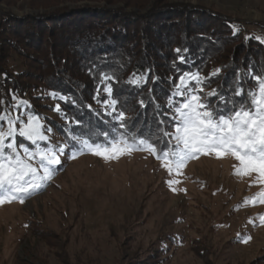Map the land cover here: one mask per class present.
Segmentation results:
<instances>
[{"label": "rangeland", "instance_id": "1", "mask_svg": "<svg viewBox=\"0 0 264 264\" xmlns=\"http://www.w3.org/2000/svg\"><path fill=\"white\" fill-rule=\"evenodd\" d=\"M94 1L0 0V8L23 17L109 1L113 8L145 14L156 0ZM161 1L201 5L264 38V28L255 25L264 24V0ZM20 67L16 60L15 69ZM27 100H15L7 112L17 115L14 105ZM41 103L47 108L41 123L58 120L55 101ZM25 108L19 109L24 119ZM49 136L53 146L66 143L54 128ZM70 155L68 150L61 157L62 166L41 193L0 206V264H142L150 257L160 264H264V204L244 203L264 186L253 183L255 174L235 175L234 158L201 155L180 175H169L145 152L110 161ZM170 179L179 181L176 191ZM240 236L251 239L242 243Z\"/></svg>", "mask_w": 264, "mask_h": 264}, {"label": "trees", "instance_id": "2", "mask_svg": "<svg viewBox=\"0 0 264 264\" xmlns=\"http://www.w3.org/2000/svg\"><path fill=\"white\" fill-rule=\"evenodd\" d=\"M96 1L93 4L101 2ZM110 3L23 17L0 8V114L15 100L28 99L25 111L42 117L47 108L41 102L53 99L61 112L48 108H53L58 120L43 119V123L62 140L68 142L72 134L87 137L91 132L109 131L116 122L104 114L95 97L98 88L111 83L119 98L117 110L125 111L130 127L149 134L173 123L167 105L170 99L176 103L183 99L173 93L185 73L209 77L200 95L215 89L230 101L229 109L239 106L241 97L233 95L238 82L247 91L256 87L253 76L264 75V43L238 22L201 5L156 0L145 14H137ZM234 25L239 29L235 33ZM255 25L264 28L262 23ZM16 60L20 71L15 69ZM216 69L219 74L212 76ZM134 73L146 74L148 82L129 83ZM105 75L112 79L105 81ZM52 93L68 100L53 98ZM105 95L100 92L99 99ZM208 100L225 107L216 96ZM161 120L165 123L159 125ZM161 262L150 257L142 264Z\"/></svg>", "mask_w": 264, "mask_h": 264}, {"label": "snow or ice", "instance_id": "3", "mask_svg": "<svg viewBox=\"0 0 264 264\" xmlns=\"http://www.w3.org/2000/svg\"><path fill=\"white\" fill-rule=\"evenodd\" d=\"M233 31L235 33L239 29L234 25ZM255 38L264 43V38ZM176 51L179 54L182 50ZM178 59L184 62L182 55H178ZM219 72L220 69L214 70L212 76ZM103 79L110 81L112 77L105 75ZM253 79L256 80V87L247 91L243 84L237 83L233 95L241 97L239 106L229 109L227 104L230 101L215 89L200 95L204 86L210 83L209 77L185 73L173 93V96L183 99L179 103L170 99L167 105L173 112V123L168 129L158 126L155 133L149 134L129 126L125 111L117 110L119 98L114 95L111 83H105L97 89L95 99L103 106L104 114L111 116L116 123L110 124L109 131L91 132L87 137L72 134L64 145L55 146L51 145L49 136L52 129L41 123L38 115L27 113L24 119L19 114L21 107H29L26 102L14 105L17 115L7 111L0 114V206L14 201L23 204L46 189L62 166L61 157L68 150H71L68 157L71 159L91 154L105 161L137 151L145 152L159 160L169 175H180L189 161L201 155H215L217 158L230 156L238 161V165L234 166L235 175L255 174L253 183L264 186V75H255ZM148 80L146 74L134 73L129 83L142 86ZM100 92L106 94L103 100L99 99ZM51 95L68 100L56 93ZM212 96L218 97L225 107L213 106L208 100ZM140 105L146 106L143 100ZM55 111L61 112L59 105ZM64 118L68 119L66 116ZM164 123L163 120L158 122L159 125ZM101 136L102 141L99 140ZM18 138L22 139L18 142ZM178 182L170 179L168 185L176 191L173 185ZM244 203L264 204V190ZM259 220L264 225V215ZM250 239V236L239 237L242 243H248Z\"/></svg>", "mask_w": 264, "mask_h": 264}]
</instances>
